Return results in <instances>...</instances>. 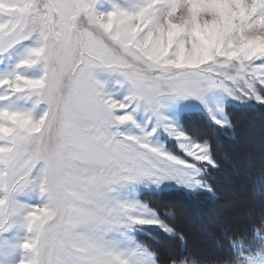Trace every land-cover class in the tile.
Masks as SVG:
<instances>
[{"label": "snow or ice", "instance_id": "6c2138e0", "mask_svg": "<svg viewBox=\"0 0 264 264\" xmlns=\"http://www.w3.org/2000/svg\"><path fill=\"white\" fill-rule=\"evenodd\" d=\"M253 103L264 0H0V264H264V215L204 258L145 199L214 194L189 120Z\"/></svg>", "mask_w": 264, "mask_h": 264}, {"label": "trees", "instance_id": "16d2710c", "mask_svg": "<svg viewBox=\"0 0 264 264\" xmlns=\"http://www.w3.org/2000/svg\"><path fill=\"white\" fill-rule=\"evenodd\" d=\"M228 112L232 121L233 138H229L224 131L204 117L194 116L189 120V130L192 134L211 142L219 164L217 169L211 170L208 178L214 194L207 192L189 194L179 190L162 195H148L149 197L145 198L148 202L156 198L157 207L162 206L163 198H167L173 204L171 209L175 211V216L169 223L183 235L187 249L204 258L227 255L225 232L239 231L264 215V162L258 159L260 156H253L250 159L245 157L250 142L248 140L244 142L242 136L247 129H256L259 125H264V108L231 107ZM242 163H246V168L249 169L246 174L243 173L245 170L241 167ZM245 175L249 179L244 185L246 203L241 196L239 207L231 211H222L219 206L224 200L225 188L228 187L229 181L231 180L233 186L237 187L239 180ZM156 235L157 240L152 243V247L161 253L162 259L166 260L169 254L178 252L184 246L179 241L160 233ZM198 235H203L204 239H199ZM207 240L210 246L205 247L204 242Z\"/></svg>", "mask_w": 264, "mask_h": 264}, {"label": "rangeland", "instance_id": "374dc122", "mask_svg": "<svg viewBox=\"0 0 264 264\" xmlns=\"http://www.w3.org/2000/svg\"><path fill=\"white\" fill-rule=\"evenodd\" d=\"M234 107H238V108H255V109H259V108H264L258 104L253 103L252 106L250 107H239V106H234ZM200 117V116H199ZM193 118V117H192ZM205 118V117H204ZM207 120V118H205ZM210 122V121H209ZM232 129H228V130H222L224 131L227 136H229V138H233L234 137V133L232 132ZM230 131V132H229ZM243 141L247 142V140L250 142L249 143V147L246 149L245 152V157H247V159L251 158V157H255V156H260L258 159H260L261 161L264 162V125H259V127L255 128H249L246 131L243 132ZM216 159V158H215ZM241 167L243 168V170H245L246 172H249V169L246 168L247 164L246 163H242ZM247 175H245L244 177H242L239 181L238 186H233V183L231 182V180L228 183V187L225 188V195H224V200L223 202H221V205L219 206V208H222V211H231L232 209H236L237 207H239V205L241 203H239L241 200H239V197H243V199L245 200L247 194H246V190L244 189V185L247 184V182L249 181L248 178H246ZM175 191H179V190H171V191H167V192H175ZM166 193V192H165ZM163 193V194H165ZM208 193V192H207ZM191 194V193H189ZM162 195V194H159ZM148 195L145 196V198ZM149 197V196H148ZM246 203V200L244 201ZM248 202V201H247ZM149 203H151L152 205L156 206V198H154L152 201H150ZM171 206H173V204L167 199V198H163L162 199V206L161 208H171ZM237 215V214H236ZM185 222V220H184ZM202 231V230H201ZM200 232V231H198ZM156 233L159 232H154L153 236L155 238L149 240L147 238L141 237V239L144 240V242L146 244H148L153 250L154 248L152 247V243L154 241H156L157 239V235ZM162 235H164L163 233H160ZM199 239H204L203 235H198ZM204 242V241H203ZM211 242V241H210ZM206 246H210V243L207 241L204 242Z\"/></svg>", "mask_w": 264, "mask_h": 264}]
</instances>
